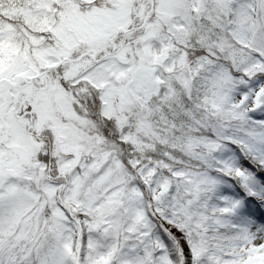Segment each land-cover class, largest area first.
I'll return each mask as SVG.
<instances>
[{
  "label": "snow or ice",
  "instance_id": "snow-or-ice-1",
  "mask_svg": "<svg viewBox=\"0 0 264 264\" xmlns=\"http://www.w3.org/2000/svg\"><path fill=\"white\" fill-rule=\"evenodd\" d=\"M0 264H264V0H0Z\"/></svg>",
  "mask_w": 264,
  "mask_h": 264
}]
</instances>
